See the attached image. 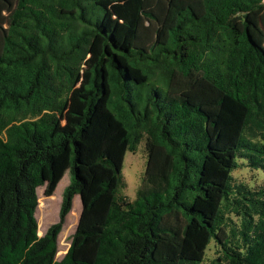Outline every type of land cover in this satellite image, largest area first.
Instances as JSON below:
<instances>
[{
	"label": "trees",
	"instance_id": "16d2710c",
	"mask_svg": "<svg viewBox=\"0 0 264 264\" xmlns=\"http://www.w3.org/2000/svg\"><path fill=\"white\" fill-rule=\"evenodd\" d=\"M0 264H264V0H0Z\"/></svg>",
	"mask_w": 264,
	"mask_h": 264
},
{
	"label": "rangeland",
	"instance_id": "374dc122",
	"mask_svg": "<svg viewBox=\"0 0 264 264\" xmlns=\"http://www.w3.org/2000/svg\"><path fill=\"white\" fill-rule=\"evenodd\" d=\"M148 162V155L145 149V141H142L137 147L136 151H127L123 163L122 174L125 180V187L122 189V193L130 197V199H135L137 196L138 189L141 185L142 179L146 173ZM235 178L238 182H252L255 177V172L249 170L247 167H241L234 173ZM71 181V174L67 171L60 181L61 184L57 190V200H53L52 196H47L45 194L46 187H39V204L40 199L41 208L37 210L36 215L39 221V224L44 223L43 233L44 235L46 230L54 223L59 221L60 208L63 199V193L65 188L69 185ZM59 182V183H60ZM59 185V184H58ZM57 189V188H56ZM55 193V192H54ZM76 211L75 213L70 212L67 217L66 223L64 225L63 231L59 236V253L57 255V260H61L64 255L67 253L69 246L71 244V238L77 228L79 218L82 212V202L80 196L77 195L74 198V206ZM45 221V222H44ZM213 254V251L210 252Z\"/></svg>",
	"mask_w": 264,
	"mask_h": 264
},
{
	"label": "water",
	"instance_id": "95a60500",
	"mask_svg": "<svg viewBox=\"0 0 264 264\" xmlns=\"http://www.w3.org/2000/svg\"><path fill=\"white\" fill-rule=\"evenodd\" d=\"M40 236H42V235H40Z\"/></svg>",
	"mask_w": 264,
	"mask_h": 264
}]
</instances>
